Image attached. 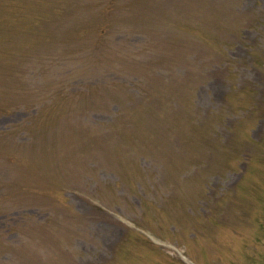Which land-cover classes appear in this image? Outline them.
Instances as JSON below:
<instances>
[{"label": "rangeland", "instance_id": "374dc122", "mask_svg": "<svg viewBox=\"0 0 264 264\" xmlns=\"http://www.w3.org/2000/svg\"><path fill=\"white\" fill-rule=\"evenodd\" d=\"M8 1L0 0V51L3 45L4 53L10 49L7 21L13 17L5 9ZM15 1L16 10L23 14L20 20L36 16L31 12L41 5L37 0ZM111 2L93 0L88 25L71 20L84 31L62 36L75 45L71 58L54 49L48 53L52 57L35 70L42 80H52L57 90L62 65L69 64L70 82L83 92L90 88L88 95L69 98L65 94L69 99L56 102L55 90H44L54 104L46 110L1 111L12 104L7 88L20 83L11 80L17 77L16 68L0 63V232L4 235H0V249L5 248V236L21 243L23 229L35 234L33 230L39 228L37 236L42 235L40 224L46 222L51 230L45 232L59 243L56 251H46L48 264H66L64 253L72 261L84 260L88 253L90 260L103 258L121 240L120 218L135 222L161 241L178 239L196 264H230L231 259L239 263L231 257L230 246L227 250L219 244L212 229L223 217L216 216L214 208L231 190L229 182L214 179L206 195L205 182L223 172L190 174L208 163L205 152L198 149L215 131L211 117L229 116V102L236 108L248 106L242 114L247 121L237 130L244 134L246 123L253 122L248 111L264 99L259 91L263 86H253L260 75L252 67L254 62H249L253 57L264 69V28L259 26L264 24V0ZM111 7H115L112 13ZM22 26L13 33L20 35ZM241 33L244 38L239 37ZM226 34L228 41L223 44ZM96 35L103 37V44L83 48L81 44ZM106 41L111 44L106 46ZM56 45L62 48L64 43ZM12 50L23 51L22 43ZM84 79L89 83L82 85ZM222 98L228 103L223 104ZM173 141L177 148H172ZM232 180L236 183L238 177ZM250 188L243 186L238 207L245 211L249 202L255 219L264 203L256 190L247 195ZM256 189L264 196V183ZM188 206L195 211L200 208L201 213L189 216ZM172 225L176 233L170 231ZM256 229L257 225H232L225 240L232 245L245 239L240 235L253 238ZM132 235L136 237L135 231ZM112 241L115 244L109 250L103 249L102 244ZM15 253L0 256V264H44L22 259L37 253L35 244L17 248ZM163 253L179 255L168 247ZM17 256L21 262H12ZM147 260L148 264H172L167 257Z\"/></svg>", "mask_w": 264, "mask_h": 264}]
</instances>
